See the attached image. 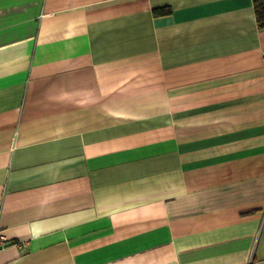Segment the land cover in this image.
I'll use <instances>...</instances> for the list:
<instances>
[{
	"label": "crops",
	"instance_id": "1",
	"mask_svg": "<svg viewBox=\"0 0 264 264\" xmlns=\"http://www.w3.org/2000/svg\"><path fill=\"white\" fill-rule=\"evenodd\" d=\"M0 264H264L253 0H0Z\"/></svg>",
	"mask_w": 264,
	"mask_h": 264
},
{
	"label": "trees",
	"instance_id": "2",
	"mask_svg": "<svg viewBox=\"0 0 264 264\" xmlns=\"http://www.w3.org/2000/svg\"><path fill=\"white\" fill-rule=\"evenodd\" d=\"M256 22L259 29H264V0H253Z\"/></svg>",
	"mask_w": 264,
	"mask_h": 264
},
{
	"label": "built area",
	"instance_id": "3",
	"mask_svg": "<svg viewBox=\"0 0 264 264\" xmlns=\"http://www.w3.org/2000/svg\"><path fill=\"white\" fill-rule=\"evenodd\" d=\"M4 238L2 236H0V246L3 245V242H4Z\"/></svg>",
	"mask_w": 264,
	"mask_h": 264
}]
</instances>
